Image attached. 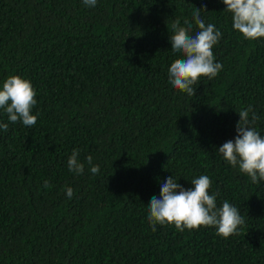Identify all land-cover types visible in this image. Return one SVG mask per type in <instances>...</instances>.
<instances>
[{
    "label": "trees",
    "instance_id": "1",
    "mask_svg": "<svg viewBox=\"0 0 264 264\" xmlns=\"http://www.w3.org/2000/svg\"><path fill=\"white\" fill-rule=\"evenodd\" d=\"M225 7L0 0V87L18 75L37 93L31 128L0 108L8 124L0 129V264H264V180L253 183L217 151L235 139L238 112L249 105L264 136V38L245 39ZM196 8L222 33L212 49L222 69L189 96L169 83L181 58L170 36L177 20L198 31ZM73 149L83 174L68 169ZM171 175L185 189L208 176L217 207L227 200L243 217L237 234L153 231L148 204Z\"/></svg>",
    "mask_w": 264,
    "mask_h": 264
},
{
    "label": "clouds",
    "instance_id": "2",
    "mask_svg": "<svg viewBox=\"0 0 264 264\" xmlns=\"http://www.w3.org/2000/svg\"><path fill=\"white\" fill-rule=\"evenodd\" d=\"M226 5L224 10L232 14V26L249 41L264 38V0H222ZM86 6L94 7L97 0H83ZM206 8V5H204ZM201 8L192 13V20L198 26L193 33V24L185 21L186 27L177 20L170 36L172 51L180 54L168 68L169 83L175 89L196 94V88L201 77L208 80L217 76L222 64L214 62L213 46L218 43L222 33L215 25L201 18ZM37 93L31 82L18 75L9 76L0 87V108H3L10 122H22L31 128L36 124L37 115L32 109L37 104ZM240 119L236 124L237 135L234 140L223 143L218 152L233 168L250 177L253 183L264 180V136L255 129L254 124L259 118L252 106L241 109ZM251 113V117H250ZM0 129L8 130L7 123H0ZM79 150L73 149L68 158V169L76 174H83L85 165L79 160ZM92 156L86 157L90 172L98 174L100 168L92 164ZM173 175L165 178L161 184L159 197L153 196L148 204L147 220L153 231L156 225H174L181 232L185 229H198L201 226L216 228L219 236L227 239L237 234L238 228L244 224V219L238 209L227 200L217 207L216 195L209 194L211 180L206 175L192 179L193 188L185 189ZM47 181L45 187H47ZM69 199L74 195L71 187L67 188Z\"/></svg>",
    "mask_w": 264,
    "mask_h": 264
}]
</instances>
